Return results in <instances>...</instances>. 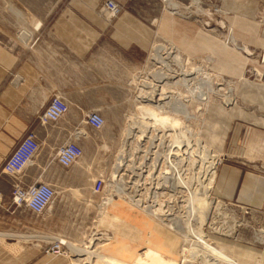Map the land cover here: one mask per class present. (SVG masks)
<instances>
[{"label": "crops", "instance_id": "1", "mask_svg": "<svg viewBox=\"0 0 264 264\" xmlns=\"http://www.w3.org/2000/svg\"><path fill=\"white\" fill-rule=\"evenodd\" d=\"M55 1L53 8L42 11V0H0V264H100L104 260L102 234L88 235L87 244L82 245L87 224L99 205L89 199L87 187H75V192L85 195L79 201L68 197L70 187L59 191L54 181L60 166L56 149L77 131L84 133L82 137L87 135V127H83L85 114L118 113L120 99L137 98L138 78L156 32L174 14L142 8L137 5L142 0H116L124 9L110 19L106 0ZM247 87H256L242 90V98L250 99L248 107L242 106L235 113L222 108L215 109L218 113L214 111L215 115L225 113V129L232 131L230 140L227 133L223 136L220 151L227 161L218 173L216 169L214 195L264 214V169L260 168L264 162V85L251 83ZM56 96L68 101L69 113L57 123H41L40 116ZM228 114L238 120L233 127ZM213 123H208L209 136L217 142L221 136L215 133L218 125ZM31 129L36 130L41 148L21 180L25 185L48 182L56 188L57 195L44 215H35L25 205L12 201L15 177L3 171L6 159ZM81 144L85 146L83 140ZM217 204L225 209L224 203ZM130 214L136 217L133 211ZM136 220L145 226L144 239L139 242V238L127 234L128 241L118 239L119 243L107 253L109 257L131 264L150 238L149 245L175 258L168 248L174 241L172 235L158 237L152 218L143 221L137 216ZM61 240L66 242L62 255L48 252ZM68 243L82 248L91 244L92 248L79 254ZM137 243L141 248L137 249ZM223 251L241 264H250L248 258L255 259L254 264L264 263V253L253 248H242L237 253L227 248Z\"/></svg>", "mask_w": 264, "mask_h": 264}, {"label": "rangeland", "instance_id": "2", "mask_svg": "<svg viewBox=\"0 0 264 264\" xmlns=\"http://www.w3.org/2000/svg\"><path fill=\"white\" fill-rule=\"evenodd\" d=\"M108 1L105 2V9ZM113 1L123 11L124 5L116 0ZM56 3L55 0H42L41 9L48 11ZM137 5L154 11L174 12L170 14L172 16L169 22L156 32L149 58L139 76L141 79L153 77V72L156 74L165 72L169 75V78L158 83L165 87L163 93L166 97H163L161 102L170 99L172 103L170 110H173V113H159L154 107L138 101L141 88L138 78L137 98L120 99L118 113H110L108 110L111 108H108V112L103 114L105 126L101 130L95 131L87 127L83 118V127H87L85 128L87 135L81 138L85 143L84 156L69 168L58 165L60 171L58 170L54 179L59 191L65 186L71 188L72 192L68 197L72 201H79L81 196L85 197L84 194L75 192L78 191L75 187H87L90 191L89 199L99 205V209H95L92 219L87 224L88 229L82 245L87 244L88 235L98 232L102 234L104 241L100 246L106 252L108 259L104 258L100 264H128L109 257L107 253H110L115 243V245L119 243L118 239L128 241L127 234L139 238V242L144 239L145 226L136 219L138 215L142 220L146 219L149 207L154 209L163 207L164 213L178 214L180 219L183 215L188 218L190 208L194 204L188 196H197L206 189L210 177V163L213 159L217 160L218 173L219 167L227 161L220 147L224 134L227 133L228 141L232 131L225 129V113L215 115V109L222 108L229 113L232 111L235 113L242 106L248 107L247 102L250 99L242 98V90L256 89V87H247V84L251 83L264 85V0H142L137 2ZM107 16L109 17L108 13ZM174 21L177 23L173 25ZM245 46L249 50H245ZM163 60L166 62L164 63ZM187 73L189 75H184ZM184 77L189 79L187 83H190V86L183 85ZM158 80L157 78L156 81ZM178 81L180 84L175 85ZM192 89L194 92L191 91ZM200 92L207 93L211 98L210 101L207 103L201 101ZM179 103L181 114L174 111L179 108ZM135 117L161 126L163 130L156 132L157 130L151 129L152 131L143 135L138 132L139 128H136V135L128 139L126 131ZM210 121L214 122L213 125H218L215 133L221 136L220 141L210 140L209 134H212L208 127ZM228 122L233 127L238 120L231 119L230 114ZM168 123L175 127H170ZM191 130L195 137L198 134L204 149L207 147V152L203 151L204 154L198 152L193 136H189ZM81 133L84 134L82 131L77 134L81 136ZM171 133L178 134L179 138L180 136L186 138L184 140L182 138L183 141L178 144L175 143L176 139L172 140ZM125 145L128 148L126 159L119 167L118 159ZM218 150L221 153H218ZM220 154L222 155L219 156ZM260 168L264 169V162L261 163ZM99 178L104 179L105 186L101 193L95 194L94 184ZM215 180L210 189V197L215 201L216 206L219 201L224 203L225 209L219 206L209 212L203 208L199 221L194 217H189L188 220H191L194 227L205 224L203 238L211 247L222 251L225 248L228 251L232 249L235 253L242 248H253L264 253V214L218 199L214 195ZM164 181L166 184L163 183ZM187 199L189 204L193 202L192 205L187 203ZM199 200L201 199L196 202ZM131 211H135L136 217L130 214ZM46 212L47 210L42 215ZM149 216L157 226L158 237L160 234L164 237L169 233L174 238L168 248L175 254V258H169L161 250L159 251L170 264L205 263L200 259H192L190 253L184 249L190 248L191 244L183 234L172 230L167 223L159 217L156 218L155 214ZM149 240L143 243L145 248L142 246L143 248L137 251L138 255L146 252ZM128 244L127 242L126 246ZM139 248L141 246L137 243V249ZM62 249L66 250L64 247ZM203 250L209 249L203 246ZM141 261L135 259L131 264L159 262L157 257ZM248 262L254 264L255 259L248 258Z\"/></svg>", "mask_w": 264, "mask_h": 264}, {"label": "bare ground", "instance_id": "3", "mask_svg": "<svg viewBox=\"0 0 264 264\" xmlns=\"http://www.w3.org/2000/svg\"><path fill=\"white\" fill-rule=\"evenodd\" d=\"M18 13V12H17ZM211 16V15H210ZM209 17V16H208ZM244 47V46H243ZM245 50H249L247 46H245ZM169 52V50H168ZM167 52V53H168ZM159 56V55H158ZM157 57V55H156ZM163 58V57H162ZM165 58V57H164ZM160 59V58H159ZM157 60H158V57H157ZM181 60V59H180ZM160 61V60H159ZM162 61V60H161ZM164 62V60H163ZM166 62V61H165ZM164 62V63H165ZM182 62V61H181ZM163 72V71H162ZM191 73V72H190ZM184 75H189L188 73L187 74H184ZM152 76V75H151ZM159 79L158 81H156V79ZM169 78V75L167 73H154L153 72V77H150L149 78H145V79H140V85H141V88H140V94H139V97L137 98L138 101L140 102H143L149 106H152L154 107L159 113H162V114H168L170 112L173 113V110H170L172 106H170L172 103H171V100H166L164 102H161V99H164L163 97H166V94L164 95L163 91L165 90V87L163 84L161 83H158V82H162L164 79H167ZM187 78H183L182 81H184L183 85H186L187 87L190 86V83H187ZM192 80V79H191ZM198 81V80H197ZM180 84V81L178 82H175V85H179ZM172 86V85H171ZM209 86V85H208ZM211 86V85H210ZM213 88V87H212ZM192 92H194V90L192 89L191 90ZM208 91V90H207ZM214 91V90H213ZM196 92V91H195ZM167 93V92H166ZM181 96V95H180ZM171 97V96H170ZM177 97V96H176ZM166 99V98H165ZM176 99V98H175ZM199 99V98H198ZM211 98H209V95L207 93H203V92H200V100L201 101H205L206 103L208 101H210ZM181 100H179L180 102ZM189 101V100H188ZM177 103V102H176ZM183 103V102H182ZM189 104V103H188ZM177 107V106H176ZM186 107V105H185ZM187 108V107H186ZM185 108V109H186ZM222 110V109H221ZM224 110V109H223ZM177 114L180 113V103H179V108L177 110H174ZM186 111V110H185ZM184 113V112H182ZM189 113V112H188ZM186 115H188L187 113H185ZM204 114V113H203ZM194 117V116H193ZM141 118V117H140ZM189 119V118H188ZM170 125V127H175L174 125L171 126V123H168ZM177 126V125H176ZM168 127V126H167ZM136 128H139L140 131L138 132H141L143 135L147 134L148 131H156V132H160L162 129L161 126H157V125H154L153 123H151L150 121H147V120H141V119H138L137 117L134 118V120L131 122V124L129 125V127L127 128V131H126V136L127 138L129 139L130 137L136 135L137 133V130ZM152 129V130H151ZM171 129V128H170ZM189 131V130H188ZM188 131L186 133H188ZM166 132V131H165ZM82 134V133H81ZM189 136H193V139H194V142H195V146L199 149L198 152L202 154H204V152H207V147L204 149L202 143H201V139L198 137V134L197 136L195 137V135L193 134V130H191L189 132ZM165 135V134H164ZM178 134H172L171 133V137H172V140L173 138L176 139L175 140V143L178 142V144H180V141L183 140L186 138V136H180L177 137ZM154 138V137H153ZM158 138V137H157ZM193 139H190L193 141ZM182 140V141H183ZM189 142V141H188ZM125 144V143H124ZM190 146L192 147V145L190 144ZM127 146L125 145L123 147V149L121 150V155L118 159V163L119 164V167L122 166L124 164V159L125 158V155L127 154ZM191 151V150H190ZM204 151V152H203ZM157 153V152H156ZM160 155V154H158ZM170 156V155H169ZM203 156V155H202ZM168 158V157H167ZM177 158V157H176ZM210 158V157H209ZM158 160V159H157ZM179 160V159H178ZM174 163V162H173ZM176 163V162H175ZM181 163V162H180ZM177 165V164H176ZM174 165V166H176ZM180 166V165H179ZM182 166V165H181ZM217 160L213 159V162L210 163V169H209V172H210V177H209V182H208V186L206 187V189H204L202 192H199V194L196 196V195H193V197H189L190 199L193 200L194 204L192 205V200L190 202H192L191 204L188 203V199H187V203L189 205H192L193 207L190 208V211H189V215L186 218L185 215H183V218L180 219L178 214H167V213H164V209L163 207H159V208H148L149 209V213L147 215V218L146 219H143V221H148L150 218H149V215L150 214H155L160 220L164 221L165 223H167V225L172 229L174 230L175 232H180L181 234H183L186 238V240L191 244L190 245V248L186 249L184 248L185 250H187L189 253H190V256L192 259H200L202 262H205L204 264H241L237 259L227 255L226 253H224V251H222L221 249H217L216 247H211L207 242H205L204 238H203V235H204V225L205 224H200L199 227L197 226H193V223L191 222V220H188L192 217L195 218V220H198L199 221V218H201L200 216L202 215L201 213V210L203 208H205L206 211H209L211 209H216L218 208L220 205L217 204L216 206V203L215 201H213L210 197V189H211V186L213 185V182H214V179H215V175H216V169H217ZM117 167V165H116ZM178 169L180 167H177ZM115 170V169H114ZM175 170V169H174ZM177 170V169H176ZM173 171V170H172ZM208 172V171H207ZM165 173V172H164ZM170 173V172H169ZM173 174V173H172ZM165 176V175H164ZM166 177V176H165ZM118 179V178H117ZM173 180V179H172ZM166 181V179H165ZM163 182L166 184V182ZM162 183V184H163ZM184 183V181H183ZM181 184V183H180ZM164 185V184H163ZM168 185H171V184H168ZM191 185V184H190ZM173 185H171L172 187ZM179 186V185H178ZM175 187V186H174ZM176 189V187H175ZM201 190V189H200ZM199 190V191H200ZM120 191H121V188H120ZM160 191V190H159ZM161 192V191H160ZM193 192V190L191 191V193ZM198 193V192H197ZM161 194V193H160ZM192 195V194H191ZM190 195V196H191ZM156 196V195H155ZM176 196V194H175ZM196 196V197H195ZM157 197V196H156ZM200 198L203 202H201V200H199V202H196V200ZM141 205V204H140ZM185 207H187V205H184ZM172 207V206H171ZM130 209V208H129ZM184 209V208H183ZM182 209V211H183ZM137 210V209H136ZM185 210V209H184ZM219 210V209H218ZM184 212V211H183ZM135 213V211H134ZM136 214H139V213H136ZM143 214V213H142ZM191 214V216H190ZM126 215V214H125ZM139 216V215H138ZM144 217V215H142ZM154 216V215H153ZM140 217V216H139ZM142 217V218H143ZM190 217V218H189ZM150 221V220H149ZM143 224V223H142ZM229 227V226H228ZM230 228V227H229ZM228 228V229H229ZM226 230V228H225ZM232 231V230H230ZM227 233L229 231H226ZM226 234V233H225ZM228 235H231L228 233ZM94 239V238H92ZM95 240V239H94ZM94 240L91 241V244L93 245V242ZM62 243V245L64 243H66L64 240H61L60 241ZM72 248L74 249H77V250H86L88 252L91 251V248H92V245H88V246H85V248L83 247H80V246H77V245H74V244H71V243H68ZM205 246L206 248H208L209 250L207 251H204L203 250V246ZM145 248V247H144ZM158 247L156 246H151L148 244V246H146V252L143 253V254H139L137 255L136 257V260L139 261V260H142V261H145L146 258H151V257H157L158 259V264H170L167 259L164 257V255H162L161 253H159V249H157ZM79 254H81V252ZM77 252V251H76ZM75 252V253H76ZM85 252V251H84ZM93 252V251H92ZM95 253V252H94ZM78 254V253H77ZM83 254V252H82ZM88 255V254H87ZM86 255V256H87ZM98 255V254H97ZM96 256V255H95ZM99 256V255H98ZM97 257V256H96ZM79 258V257H78ZM81 258V257H80ZM89 258V257H87ZM105 259L107 258L108 259V256H105L104 257ZM160 258V259H159ZM86 259V258H85ZM90 259V258H89ZM97 260V259H96ZM99 260V258H98ZM205 260V261H204ZM83 261V260H82ZM88 261V260H87ZM92 261V259H91ZM141 261V262H142ZM157 261V260H156ZM161 261V263H160ZM79 262V261H78ZM94 262V261H93ZM97 262V261H96ZM137 263V262H136ZM135 263V264H136Z\"/></svg>", "mask_w": 264, "mask_h": 264}, {"label": "built area", "instance_id": "4", "mask_svg": "<svg viewBox=\"0 0 264 264\" xmlns=\"http://www.w3.org/2000/svg\"><path fill=\"white\" fill-rule=\"evenodd\" d=\"M106 11L109 17L118 16L122 10L113 0L106 3ZM70 111V104L62 97H53L48 103L46 109L40 116L43 124L57 123L65 117ZM84 122L92 130L99 131L105 126V117L101 112L92 111L84 115ZM75 132L65 143L59 145L56 149L57 162L64 168H69L76 164L85 153L81 144L82 136ZM41 148V143L35 129H31L25 135L23 140L15 147L9 157L6 159L3 171L15 177L12 184V201L17 205H25L35 215L43 214L49 205L54 201L57 191L54 185L48 182H35L25 185L21 180V175L28 164L34 159ZM105 181L102 178L97 179L94 184L95 194L103 191ZM3 200V193L0 190V201ZM48 252L55 255H62V243L57 241Z\"/></svg>", "mask_w": 264, "mask_h": 264}]
</instances>
